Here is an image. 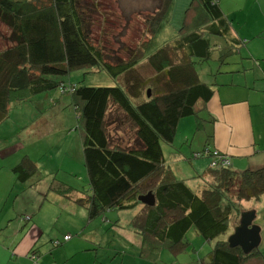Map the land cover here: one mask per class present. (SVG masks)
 Here are the masks:
<instances>
[{
  "label": "trees",
  "instance_id": "16d2710c",
  "mask_svg": "<svg viewBox=\"0 0 264 264\" xmlns=\"http://www.w3.org/2000/svg\"><path fill=\"white\" fill-rule=\"evenodd\" d=\"M106 1L0 0V25L6 29L0 46V123L12 103L30 101L52 89L71 94L87 180V189L77 191L80 195L73 201L86 209L88 221L100 216L106 221L109 211L134 209L128 226L140 238L139 255L156 262L162 250L174 255L185 251L192 229L206 241L226 233L232 216L251 211L243 210L242 202L257 201L264 193V167L238 173L231 164H218L214 152L221 151L209 147L208 137L206 145L192 154L194 159L209 160L198 175L201 188L192 190L163 154L162 143L173 146L183 119L194 116L197 131L206 121H214L211 115L208 120L203 117L213 87L201 81L195 65L217 61V72L223 73L228 72L225 65L237 64L228 59L238 47L228 44L217 49L211 42L212 36L227 41L230 35L218 1L192 0L181 27L156 47V34L169 26L174 0H155L133 46L117 33L108 40L113 24L124 34L131 18L120 15L113 20L118 0ZM95 26L101 35L97 39ZM79 69L104 70L114 85H67L60 79ZM112 124L132 131L131 144L113 142L108 129ZM35 167L24 158L11 170L18 181H25ZM59 191L71 198L75 189L66 186ZM149 192L153 205L138 200ZM25 217L30 227L31 217ZM72 237L51 239L49 256ZM28 257L37 263L40 252L33 250ZM201 260L202 264H264L258 247L244 253L227 240H218Z\"/></svg>",
  "mask_w": 264,
  "mask_h": 264
},
{
  "label": "crops",
  "instance_id": "0c3cea01",
  "mask_svg": "<svg viewBox=\"0 0 264 264\" xmlns=\"http://www.w3.org/2000/svg\"><path fill=\"white\" fill-rule=\"evenodd\" d=\"M191 1L174 0L169 22L170 32L173 35L181 27L185 10ZM217 1L230 32L228 42L222 38L224 41L217 44V49L228 44H233L231 45L232 48L238 47L236 53L228 59L231 62H237V64L227 65L226 71L228 72L223 73L217 72V65L215 72L211 70L208 74L212 79L205 82L212 85L214 92L206 104L203 117L208 120L211 115L214 117V121L213 123L206 121L205 124H208L209 127L205 125L202 135L196 134V138L191 143V149H193L191 153L201 150L209 137L207 143L209 147L227 154L230 158V168L240 173L246 169L264 167V0ZM185 120L183 119L179 124L182 131L186 124L184 123ZM192 154L190 160L194 159ZM26 156L32 160L30 154ZM182 157L186 156L182 154ZM208 164L209 160L203 158L201 161H192L190 167L177 164L181 176H178L175 170L173 171L178 178L186 180L188 185L201 187L203 182L201 179L197 181L195 178L198 176L195 174L199 175L208 167ZM1 165L5 175L2 176L0 169V264H132V261L117 256L118 249L125 246L123 244H126L128 251L129 249L139 251L141 244L140 238L128 226L129 221L121 223L122 214L128 213L120 212L114 216L113 214L110 215L114 223L102 220V224L97 225V221H87L88 225L82 227L87 211L83 206L73 201L80 194L74 191V195L72 193V197L68 198L57 190L56 194L62 199L54 201L56 204L54 205L55 213H58L55 221L53 220L55 224L58 225L63 216L62 210L57 204L65 201V198L69 199L70 205L68 206L73 213L80 209L82 214L75 213L72 215L68 212L71 218H75L77 225L69 224L68 222L72 220L68 221L63 217L62 226L66 227H62L63 230L55 229V225L49 226L44 222L45 212L46 214L53 212L51 207L47 210L43 209L45 206L44 197L39 208L35 207L40 196L34 195L37 191L30 194L33 190L30 189V185L34 179L31 177L25 181H18L11 171L13 166L7 165L5 162ZM35 166L37 169L36 163ZM34 189H38L37 184ZM23 190L25 194L31 196L30 204L28 199L19 197V192ZM39 193L42 195V188H40ZM255 204L259 210L258 214L254 212L255 218H257L260 215L259 207L264 211V193L259 200L255 201ZM15 207L20 213L31 217L33 224L30 227L24 221V215L20 216L22 222L18 219L13 225L6 221L14 213H19ZM250 207L249 210L252 209ZM3 214L5 215L4 218L2 217ZM51 221L52 219H50ZM20 224L23 226L17 230ZM257 226L260 227V242H264V226ZM13 228H17V231ZM103 230H106V233L108 230L112 231V237L117 236L120 241L117 240L118 238L111 240V242L107 238H102L101 232ZM66 234L73 237L59 248L52 250L53 256H49L48 252L51 251L50 240H62V236ZM36 249L40 252V257L37 263H34L28 255ZM102 249L108 251L103 252ZM125 253L121 252L122 255ZM262 255L264 256V252ZM201 262L204 261L201 260ZM201 262L200 264H202ZM153 264L156 263L153 262Z\"/></svg>",
  "mask_w": 264,
  "mask_h": 264
},
{
  "label": "rangeland",
  "instance_id": "374dc122",
  "mask_svg": "<svg viewBox=\"0 0 264 264\" xmlns=\"http://www.w3.org/2000/svg\"><path fill=\"white\" fill-rule=\"evenodd\" d=\"M106 2L107 1L105 0L104 3L108 4ZM118 3V12L114 14L115 17L112 16V19L116 21V16L120 15L122 17L130 16L129 18H131V22L128 25L129 29H125L126 32H124L123 34L119 25L113 24L112 28H109L108 30V34H110V36H108L107 38L109 40L113 36H117V33L121 35L119 36V39L124 41L127 46H133L137 43V41H139V35L142 32V22L144 21L146 15H150L153 12L155 0H118ZM103 19L105 18H102L100 23H102ZM98 29L99 26H95L93 31L96 39L101 37ZM170 31L171 29L169 26H164L162 30L156 34L154 46H160L163 40L169 39L171 36H173ZM4 35H6V29L0 25V46L5 42L4 38L1 39L2 37H4ZM223 41L224 40L220 37H211V42L213 44L223 43ZM113 46L115 47V49L118 47L115 44H113ZM216 62L217 61L209 60L195 65V68L198 71L202 82L212 79V77L208 76V74L211 70H213L212 72H215L217 65L220 66V64ZM224 67H226V65ZM60 79L67 85H114V80L111 79L104 70H74ZM52 99L54 100V103ZM72 101L73 98L71 94L61 95L58 89H52L36 96L30 101L17 104L12 103L8 109L7 117L0 123V165L5 162L7 165H11L14 167L22 162L24 158L27 159V154H30L32 156V160H34L33 162L37 164V169H35V171L30 176V178L32 177L34 179L32 185H30V189H33L30 194H34L37 191L34 195L40 196V199H38L37 203L35 204L36 208H39L43 197V202L45 203L43 209L47 210L49 207L53 208V212L51 214H46L45 212L44 222L49 226L55 225V229L59 230H63L62 227H66L62 226V223L64 222L63 217L66 220L68 219V221L72 220L71 222H68L69 224L74 223V225H77V222L74 220L75 218H71L68 212H70V214L72 215H74L75 213L81 215L82 210L80 212L79 209L77 211H74L75 213H73L72 209H70V206H68L70 205L68 202L69 199L65 198V201L58 202L57 204L59 208H61L60 210H62L63 216L61 217L60 222H58V225L55 224V217L58 213H55L54 205L56 204L54 203V201L62 199L59 195L56 194V191L66 186H70L74 188L75 191L81 192L87 189L85 172L86 170L82 161L81 134L77 124V111L72 105ZM185 119L186 122L184 123L186 124L183 127V131L182 127H178V132L173 146L171 147L170 145L162 143L165 161L173 170L176 171L178 176H181V174L177 169V164L190 167L192 161L203 160H190L192 154L191 152L193 150L191 149V137L196 132L198 133V135H202L205 125L209 127L208 124H203L202 129H199V131H197L195 130V117L190 116ZM108 129L111 137L113 138V142L121 144L122 146L131 144L133 140V133L128 127H118L117 124H112ZM187 137L189 138L188 141L185 139ZM182 154H184L186 157L183 158ZM1 174H3L2 176L5 175L2 169ZM14 176H16V174H14ZM195 176H198V174H195ZM195 179L198 181L201 178L197 177ZM36 184L38 185V189H34ZM43 187H46V189H43ZM40 188H42V195L41 193H39ZM190 188L192 190H197L201 187H194L191 185ZM19 197L23 199L25 198V200L28 199V201L31 198V196L29 197L28 194H25L24 190L19 192ZM28 203L30 204L31 201H29ZM255 206V201L242 202L243 210H249L250 207L252 208L250 209L251 211H254L258 214L259 210ZM15 209L19 211L17 207H15ZM259 209L260 215L255 218V224H253L264 226V211L260 207ZM122 212L123 211H121V213ZM118 213L120 212L116 210L109 211L105 214V217L108 218V222L110 221L112 223L113 221L114 223V220H111L110 215L113 214L114 216ZM124 213L128 214H122L123 216L121 223L129 221L131 215H133L134 213V209L128 210ZM22 215L25 216L24 213H20L19 211V213H14L6 221L10 225H13L15 221H18V219L21 221L20 216ZM2 217L4 218L5 215L3 214ZM102 217L100 216V218H96L92 220V222L97 221V225L102 224ZM50 219H52L51 222ZM87 221L88 217L86 216V219L83 221L82 227H84V225H88ZM239 221L240 218H237V216H232L229 222L228 231L210 241L204 240L195 230L192 229L186 236V239L189 241V245L187 246L185 251L180 252L178 255H174L168 250H162L159 255L157 254L155 263L200 264L201 259L205 257L206 253L214 247L215 243L218 240H228L230 235H232L235 231V224H239ZM22 226L23 225L20 224L18 229H13L17 231L21 229ZM112 236L113 233L110 230H108V233H106V231L104 232V230L101 232V237L107 238V240L111 241L118 238L117 236L114 238ZM117 240L120 241V238H118ZM123 246L125 247V249H123L124 247L118 249L119 253L117 256L119 258L123 257L127 261H132V264H153V262L142 258L139 255V251H133L132 249H129L128 251V249H126V244H123ZM258 248L260 252L263 253L264 242H260ZM102 251L104 252L108 250L102 249ZM121 252L126 253L122 255Z\"/></svg>",
  "mask_w": 264,
  "mask_h": 264
},
{
  "label": "water",
  "instance_id": "95a60500",
  "mask_svg": "<svg viewBox=\"0 0 264 264\" xmlns=\"http://www.w3.org/2000/svg\"><path fill=\"white\" fill-rule=\"evenodd\" d=\"M138 200L147 205H153L154 203V197L150 192L140 196ZM254 218V211L240 214L239 224L227 240L230 247H240L244 253H248L258 247L260 243V227L252 223Z\"/></svg>",
  "mask_w": 264,
  "mask_h": 264
},
{
  "label": "built area",
  "instance_id": "2783aa9c",
  "mask_svg": "<svg viewBox=\"0 0 264 264\" xmlns=\"http://www.w3.org/2000/svg\"><path fill=\"white\" fill-rule=\"evenodd\" d=\"M214 156L217 157L219 159V163L222 166H228L230 164V160L228 159V156L226 154H222L221 152H214ZM217 165L216 162L212 163V166ZM26 218V217H25ZM66 239H68V237H65Z\"/></svg>",
  "mask_w": 264,
  "mask_h": 264
}]
</instances>
